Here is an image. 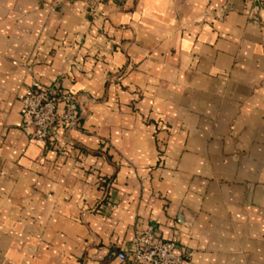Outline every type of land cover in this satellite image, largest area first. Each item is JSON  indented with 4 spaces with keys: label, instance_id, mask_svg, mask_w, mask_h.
Returning <instances> with one entry per match:
<instances>
[{
    "label": "crops",
    "instance_id": "0c3cea01",
    "mask_svg": "<svg viewBox=\"0 0 264 264\" xmlns=\"http://www.w3.org/2000/svg\"><path fill=\"white\" fill-rule=\"evenodd\" d=\"M98 11L0 0V264H132L147 227L185 264H264V0ZM54 85L79 127L43 145L22 99Z\"/></svg>",
    "mask_w": 264,
    "mask_h": 264
},
{
    "label": "built area",
    "instance_id": "2783aa9c",
    "mask_svg": "<svg viewBox=\"0 0 264 264\" xmlns=\"http://www.w3.org/2000/svg\"><path fill=\"white\" fill-rule=\"evenodd\" d=\"M90 8L93 17L99 16L102 4L121 5L125 0H83ZM259 1V0H256ZM23 116L27 125L33 127L26 131L37 143L47 145L56 138L58 128L73 129L79 127V107L74 92L48 86L27 91L22 99ZM61 154L62 149L54 144ZM108 186V181L102 182ZM111 204L105 210H115ZM177 243L163 240L152 227L136 233L128 251L119 254L121 261L132 264H185L189 256L183 257L178 252Z\"/></svg>",
    "mask_w": 264,
    "mask_h": 264
}]
</instances>
